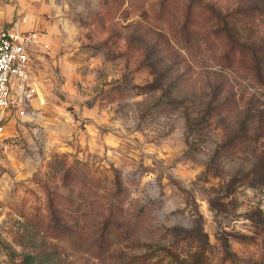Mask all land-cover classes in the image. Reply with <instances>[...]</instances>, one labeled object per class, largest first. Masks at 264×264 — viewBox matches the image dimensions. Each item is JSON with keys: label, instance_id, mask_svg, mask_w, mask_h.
Segmentation results:
<instances>
[{"label": "rangeland", "instance_id": "rangeland-1", "mask_svg": "<svg viewBox=\"0 0 264 264\" xmlns=\"http://www.w3.org/2000/svg\"><path fill=\"white\" fill-rule=\"evenodd\" d=\"M44 34L0 134V264H264V0H0Z\"/></svg>", "mask_w": 264, "mask_h": 264}, {"label": "built area", "instance_id": "built-area-1", "mask_svg": "<svg viewBox=\"0 0 264 264\" xmlns=\"http://www.w3.org/2000/svg\"><path fill=\"white\" fill-rule=\"evenodd\" d=\"M27 24L28 18L10 25L0 23V134L5 132L14 111L22 110L32 98L33 57L47 45L44 34L26 30Z\"/></svg>", "mask_w": 264, "mask_h": 264}, {"label": "trees", "instance_id": "trees-1", "mask_svg": "<svg viewBox=\"0 0 264 264\" xmlns=\"http://www.w3.org/2000/svg\"><path fill=\"white\" fill-rule=\"evenodd\" d=\"M37 260L35 256H27L24 260V264H37Z\"/></svg>", "mask_w": 264, "mask_h": 264}]
</instances>
